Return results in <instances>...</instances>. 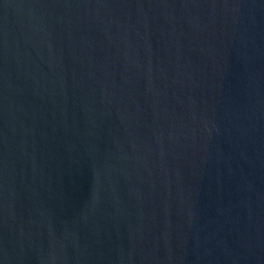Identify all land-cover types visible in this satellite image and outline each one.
Here are the masks:
<instances>
[{"label":"water","instance_id":"95a60500","mask_svg":"<svg viewBox=\"0 0 264 264\" xmlns=\"http://www.w3.org/2000/svg\"><path fill=\"white\" fill-rule=\"evenodd\" d=\"M0 264H264V0H0Z\"/></svg>","mask_w":264,"mask_h":264}]
</instances>
